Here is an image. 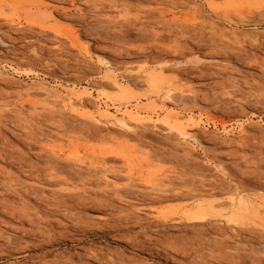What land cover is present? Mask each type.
<instances>
[{"label":"rangeland","instance_id":"374dc122","mask_svg":"<svg viewBox=\"0 0 264 264\" xmlns=\"http://www.w3.org/2000/svg\"><path fill=\"white\" fill-rule=\"evenodd\" d=\"M238 1L0 0V264H264V0Z\"/></svg>","mask_w":264,"mask_h":264},{"label":"bare ground","instance_id":"6f19581e","mask_svg":"<svg viewBox=\"0 0 264 264\" xmlns=\"http://www.w3.org/2000/svg\"><path fill=\"white\" fill-rule=\"evenodd\" d=\"M230 4L231 5H236V6H239L241 3L238 1V0H229ZM25 14V13H24ZM52 15V14H50ZM49 17H48V14L45 13V12H37V13H29L28 14V24L29 25H39V26H43L45 20H47ZM34 27V26H33ZM143 31V30H142ZM2 44H5V43H2ZM7 45V43H6ZM0 71H7L6 69L2 70V68L0 67ZM160 74L158 75H155V74H151L149 79H148V82H149V86H150V89L151 90H156L159 92V90L161 89V87H163V83H162V78L159 77ZM112 77V76H111ZM162 79V80H161ZM114 80V79H113ZM117 81V80H116ZM129 86L128 85H123L119 88V90H117V92L114 94V98L115 100L117 101H125V100H129L130 98H132V93L130 91V87L128 88ZM87 88V87H85ZM176 90H180L179 91H176ZM191 93V92H190ZM186 94L183 92L182 89H170L167 91V94H166V98H168V100H174L175 98H177L178 100L179 99H185L187 98L188 100L190 99H193L194 98V95L192 94ZM195 94V92H194ZM78 98L79 100L81 99V97H78V96H75L73 94H69L68 95V98H67V102L68 103H71L72 99L74 98ZM184 101V100H183ZM173 111V110H172ZM71 113H77L76 111H73ZM133 113V112H132ZM133 115V114H132ZM141 114H137V115H134V116H124L122 119H118V120H115V122L113 123V126H117L118 128H120L121 130L125 131L127 133V137L129 136V134H131L134 130V125H137V126H143V125H146L145 124V120L140 116ZM102 117H106L105 115H101ZM179 117L181 118V116H178L177 113H171L168 118L169 120L165 121L164 124H167V125H170L171 126V123L174 122L172 124V128H174L177 132H178V135L181 137V138H184V140L186 142H184V144L188 145L190 144L191 141H196L198 142L197 138H195L193 135H190L188 133L185 132V130H183L184 128L182 127L181 128V124H180V120H179ZM85 118V117H84ZM107 118V117H106ZM92 121V120H91ZM98 123H100L99 120H97ZM161 122H157L156 124H153L154 127H158V124H160ZM197 128H202L204 129V127L201 125V124H197L196 125ZM206 130H208V128L206 127ZM242 135H246L248 132L245 130V131H242ZM121 133V132H120ZM50 138V137H49ZM49 138H46V140L48 141ZM52 139V138H50ZM128 139V138H127ZM53 141V140H52ZM47 146V145H46ZM59 147V146H58ZM57 147V148H58ZM61 150H64L65 147L64 145H61ZM49 149V147H48ZM54 148H52L53 150ZM60 150V149H59ZM56 152V150L54 151ZM72 155V154H71ZM80 153L78 151H75L73 152V156H72V160L74 159L73 157H79ZM123 155L124 159L126 160L127 164L129 165V169L130 171H132L134 169V157H132L131 155H128V154H121ZM69 159V158H68ZM75 160V159H74ZM97 162V161H96ZM100 168V167H99ZM103 169V168H102ZM220 169L221 171L225 174L227 172V170H225L222 166H220ZM106 172H109V169L106 170ZM158 172V171H157ZM113 179L108 176V174L106 175L105 173V181L110 183ZM148 183V185L150 184H153L154 186H157V183H153V180L152 179H149L146 181ZM159 185V184H158ZM161 187V186H160ZM157 188H159V186H157ZM132 194V193H130ZM244 200V199H243ZM241 200H239L240 202ZM240 205V204H239ZM245 205V204H244ZM248 205V204H247ZM214 206V205H213ZM242 206V205H241ZM237 207L236 211L237 212H241V210L243 209L242 207ZM205 207V206H204ZM248 207V206H247ZM203 205H202V202L200 201V203L198 204L197 208L195 210H189L187 212V215L189 216L190 219H204V215H205V212L208 210V209H213L212 208V205L209 204V206H207V210H205V212L203 211ZM234 209V208H233ZM235 211V212H236ZM245 211V210H243ZM216 213V212H215ZM231 213V212H230ZM238 215V214H237ZM234 216V215H233ZM168 217V216H167ZM166 217V218H167ZM187 217V216H186ZM165 218V217H164ZM237 218V217H236ZM239 219V217H238ZM231 220V219H230ZM235 220V219H234ZM151 237H155V238H159V237H171L172 234L170 231H155L154 233H151L150 235Z\"/></svg>","mask_w":264,"mask_h":264}]
</instances>
